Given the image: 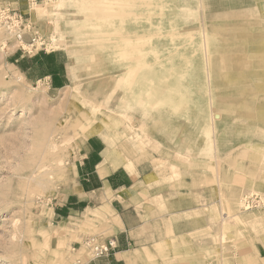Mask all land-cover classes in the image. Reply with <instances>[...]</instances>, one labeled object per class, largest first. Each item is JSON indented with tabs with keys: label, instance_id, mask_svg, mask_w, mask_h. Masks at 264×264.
Segmentation results:
<instances>
[{
	"label": "rangeland",
	"instance_id": "374dc122",
	"mask_svg": "<svg viewBox=\"0 0 264 264\" xmlns=\"http://www.w3.org/2000/svg\"><path fill=\"white\" fill-rule=\"evenodd\" d=\"M119 1L0 0V8L10 7L30 21L39 38L30 52L28 32L20 41L0 27V264H90L97 260L88 241L115 234L116 217L106 203L98 207L96 198L90 207H86L88 200L77 201L88 196L82 193L87 186L81 168L87 157L92 163L101 161L99 149L105 147L104 134L111 135L119 127L128 130V141L136 142V133L142 135L143 131L150 140L144 152L134 145L129 153L134 164L120 169L140 174L142 183L133 190L143 202L136 204L141 203L145 211L152 209L151 216L144 218L175 209L171 204L162 205L165 187L172 191L182 188L193 201L190 210L176 217L171 214L166 221L170 238L165 240L170 245L160 237L148 241L149 247L138 242L125 255L132 258L131 264H264V124L249 115L257 101L264 99V0H243L244 5L238 1L241 6L236 7H228L234 0H152L157 5L152 14H180L177 18L183 27L173 33L206 30L214 48L211 56L239 57L243 62L236 71H220L211 89L207 79L197 83L196 78H201L197 76L201 60L198 42L183 45L184 53H171L174 61L166 66L155 63L156 56L166 59L160 44L140 48L126 44L119 48ZM221 3L227 6L219 9ZM225 16L231 22L221 20ZM109 18H114L111 23ZM164 33L151 31L145 35L156 38ZM137 36L143 37H125ZM230 39L238 43L237 47L228 45ZM86 52L94 54L85 58ZM130 58L137 80L142 60L154 65L148 76L157 72L171 76L187 67L196 68V72L192 69L185 73L190 79L187 83L173 79L167 83L177 88L185 84L191 92L186 95L177 90L176 99L164 101L152 80L140 83L138 94L132 98L124 95L126 89L113 91V95L110 91L107 105L110 109L114 107L111 103L121 108L126 105L124 117L117 114L125 122L119 126L113 117L105 120L91 95L122 85L110 74L128 65L120 61ZM90 62L96 64L89 70ZM97 66L99 69L93 70ZM92 71L98 80L110 76L113 83H100L102 86L90 93V82L83 84L82 80ZM202 75L206 78V70ZM233 77L237 83L230 82ZM200 89L203 94L198 93ZM148 93L151 97L145 96ZM174 104L186 112L181 128L171 130L168 137L154 127L153 133L148 131V118L155 116L158 122L161 116L170 115L169 106ZM207 108L218 112L217 123L223 122L218 128L223 136L221 144L216 141V127L205 124L200 109ZM128 123L134 125L131 131ZM200 138L210 144L201 140L202 150L194 152ZM210 146L211 152L204 151ZM200 158L207 162H197ZM179 178L187 183L174 182ZM198 187L206 188L210 197L200 202ZM181 221L191 228L196 226L195 231L183 234L184 246L173 231L174 223ZM151 229L147 222L141 232L147 234Z\"/></svg>",
	"mask_w": 264,
	"mask_h": 264
},
{
	"label": "bare ground",
	"instance_id": "6f19581e",
	"mask_svg": "<svg viewBox=\"0 0 264 264\" xmlns=\"http://www.w3.org/2000/svg\"><path fill=\"white\" fill-rule=\"evenodd\" d=\"M129 1H133V2H125V1L120 0L118 4L119 6H117L119 8V10L116 13L117 14L116 15L117 30L120 32L118 33V36H117V41H119L118 43L119 48H124V45L126 44L127 46L132 45L134 47H139V48L140 47H152L157 44H160L161 45L160 47L162 49L161 50L162 56H165L166 59L158 60L160 56H156L155 63L156 64L159 63L162 66H166L170 63H173L174 61V59L171 56V53L177 52L179 50H180L179 52H183L182 50L184 49L183 45L189 46L193 43L198 42L197 50L198 52H201V60H200V67L198 69L197 76L201 78H196L197 83L202 84V82H204L207 79L210 89H211V84L213 83V80L215 78L218 79V75L222 74V70L225 69V70L232 72V71H236L240 69L241 68L240 64L243 65V62L239 59V57L224 56L221 58V57L216 56V54L211 56L210 52L214 50V48L211 46L212 43L210 39H208V36L206 35V30H204L203 32L199 30L198 33H194L188 30L182 31L181 29L180 32L173 33V31H176L179 27L181 28L183 27V25L179 21L180 18H177V16L180 15L177 12H174V14H172L171 16L165 15V14L155 15V14H152L151 12L155 11L154 8L157 7V5H154L153 4L154 2H152V0H129ZM238 1H241L240 2L241 5L245 4L243 0H234V3L232 5L229 4L228 7L241 6L237 4ZM193 3H195V1ZM198 3L199 2L197 1L196 4ZM203 6H204L205 12L208 13L209 9L207 7V4L205 3L203 4ZM223 6H227V5H224L223 3H221L219 9L224 8ZM219 9L217 10V12L219 11ZM237 9L241 10L240 8H235V10ZM193 11L190 10L189 13L191 14L193 13ZM160 13H164V10L161 11ZM216 13H214L215 16H216ZM156 16H157V19H155ZM112 19L114 18H109L107 21L111 23L113 21ZM221 20H226L228 22H231L229 16L222 17ZM151 31H164L165 33L157 36L156 38L153 36L145 35ZM133 34L142 35L143 37L137 36L138 38H132V39L125 37V36H131ZM231 40L232 39L228 40L231 42L228 45L237 47L238 43L237 44L233 43ZM74 45H76V43H74ZM236 47L232 49H236ZM93 54H94L93 52H86L83 54V56H86L85 58H88V56H91ZM131 62H133L131 58L129 60H121L120 61L121 65H124V64H128V65L118 70H115L114 73L110 74V75H113L112 76L113 78L118 77L120 81L122 82L120 83L122 85L116 86L117 88H115L114 90H111L109 87H106L107 89H101V90H104L103 92H96L95 96L91 95L93 97L92 100L98 104V107L101 110V115L105 117L104 118L105 120L110 117H113L114 119L119 121V126L120 124L122 125V123L125 122V119L124 118L121 119L120 117L123 116V109L126 107V105H122V108H121L120 106H116L115 104L111 103L112 106H114L112 109H110V107H108L107 105L108 104L106 101L107 94L110 91H112V95H113V91L120 92L122 89L124 90L126 89V93H124V95L128 98H132L133 96L138 94L140 83L145 82V80H152L153 83H157L155 85L158 86L157 87L158 94L160 95L161 100H164V101H170L172 99H176L177 90L180 93H184L186 95H188V93L191 92L188 90V87H186L185 84L177 88V86H174V84L169 85L167 83H170L172 79L176 80L177 83H187V81H190V79L189 78L187 79V75L185 73L187 74L191 73L192 69H194V72H196V68L187 67L186 71L181 72L179 74L177 73L171 76L159 75L158 72L157 74H152L151 76H148L147 73H149V70L154 71L153 69H151L154 67V65L152 63H149V61L145 62V60H142L141 66L139 67V70L141 71L140 76H139V79H140L139 81V79L137 80L138 74L135 73L134 65H131L130 64ZM94 64H96V62L95 63L90 62L89 70L92 69ZM167 68L171 70L170 67H167ZM167 68H165V70H167ZM98 69H99V66H97L93 70H98ZM205 70H206V78L202 75L203 71ZM220 71H221V74H218ZM97 77L98 75H95L92 71V73L89 76L84 77V79L82 80L83 84L90 82V83H87L89 85L88 87L90 88V90H88L90 93H93L91 89L95 90L101 87L102 85L100 83H104V85H106L107 83L108 84L113 83V80L112 78H110V76H107L105 77V79H101V80H98ZM237 81L238 79H235L234 77L230 79L231 83H237ZM198 93L203 94V90L201 91L200 89ZM145 96L151 97V94L148 93ZM256 97H259V95ZM208 98L211 99V97H208ZM103 101H104V104L102 103ZM231 101H234V100H231ZM169 108L171 110L170 115L161 116L158 122L153 119L155 116L148 118V125L146 127L148 131L150 130L153 133L152 127H154V129L159 130L158 132H160L162 136L168 137L169 134L171 133V130L173 129L179 130L181 128V126L185 123V120H186L185 110H183L179 104L178 106L175 104L171 105L169 106ZM230 110L234 111V109H230ZM200 111L203 112V115L205 116V120H206L205 124L207 125V127H213V128L216 127V130L219 134V137L216 139V141L221 144V141L223 140V136L221 135L222 133L221 129L218 130V128H221V125H223V122L218 121L217 123V121L215 120L219 118V116L217 115L218 112H214L212 108L210 109L207 108V111H205L204 109H200ZM249 113H250L249 115H254V118L257 120V122L264 124V99L258 100L255 111L249 112ZM117 114H119L120 117H118ZM95 115H98V114H95ZM95 120H97V118ZM133 126L134 125L130 124V127L129 126L127 127H129L131 131L133 129ZM189 126H192V124H190ZM109 127L114 129L113 126L110 124H109ZM114 130L115 131H113V134L111 135L104 134L103 136V138L106 141L107 146L102 152L103 159L98 165V172L102 176H106L120 167H124V166L126 167V165L133 163L132 159L130 158L129 153L133 151L132 149L134 145H137L138 150H141L143 152L147 150L146 149L147 147H149L148 143H150V140L149 138L147 139V136H146L147 134L145 133V131H143V133L140 132L142 135H140L139 133H136L137 136H139V138H137L135 140L136 142L133 143L132 141H128V137H131V136L128 134V130L126 128L123 131L122 129H120V127L119 129H114ZM91 134L93 133L91 132ZM136 134H133V135H136ZM201 140H202V143L210 144V141L200 138V140L196 141L194 144V152L202 150L199 147V143ZM211 148L212 147L210 146L209 149H205L204 151L211 152ZM43 186L45 185L43 184ZM108 195L111 196L112 193L108 192ZM116 223L121 225V220H119L118 216H116ZM262 258H264V256H262ZM126 259H127L128 264H131L132 258L127 256ZM82 261H85V260H82Z\"/></svg>",
	"mask_w": 264,
	"mask_h": 264
},
{
	"label": "crops",
	"instance_id": "0c3cea01",
	"mask_svg": "<svg viewBox=\"0 0 264 264\" xmlns=\"http://www.w3.org/2000/svg\"><path fill=\"white\" fill-rule=\"evenodd\" d=\"M105 148L106 144L104 148L99 149V154L101 156ZM87 158L88 159L85 161L86 165L81 168V171H84L85 173L82 178L84 180V184L87 186V190L83 188L84 190L82 193L84 192L88 196L83 199L78 198L77 201L88 200V205L86 207H90V202H92V199L96 198L98 199V207L102 208L106 203V205L111 208L114 217L118 216L119 220H121V225L116 224L117 226L115 228V234L111 235L117 237L119 243L118 249L110 256L105 258H97L96 261L90 262V264H128L126 259L127 257L125 255L127 252L132 251L138 242H141L149 247L146 243H148V241L151 239L157 240L158 237H160L161 241H165V243L168 245L169 243L166 242L165 239H167V237L170 238V235L167 236L166 221L168 220L169 222V220L172 218L170 216L171 214L174 215L173 217H176L193 207L191 206L193 203V201L191 202V197H187L189 194L182 188L181 191L180 188L172 191L169 190L170 188L166 189L165 187V190H163L161 194L163 202L162 205L169 207L171 204L175 207V209L161 213V215H156L154 217L145 219V215L151 216L152 209L145 211L143 208H141L140 204L143 202V197L141 198L140 195L133 190L136 188L137 184L142 183L140 174H133L131 171L125 168L123 174V172L120 170L123 167H120L108 175L102 176L98 172V165L103 158L101 161L97 160L93 163L91 162L90 157ZM200 159L201 160L197 162H203L204 164L207 162V159ZM119 176H121V178H119ZM199 178H201V176ZM196 180H198V177H196ZM155 181L158 182L159 180ZM174 182L181 184L187 183V181L181 180L180 178L178 180L174 179ZM209 190L212 191L211 189ZM107 191L111 192L113 195H111L113 198L110 200V202L109 198L111 197L108 195ZM197 194L200 196V202L203 199L205 200L210 197V193L206 190V188L203 187L197 188L196 195ZM121 199H123V201H121ZM138 201L141 203L137 205L136 202ZM124 202H126L127 205ZM158 218H161V220ZM147 222L152 229L149 230L147 234H142L141 229L143 226H146ZM193 225L194 227L191 228V225H187L185 221L178 222L177 224L174 223L173 231L177 233L175 235L178 236L179 244H181V246H184L182 244V240H184L183 234L188 231H195L196 226L195 224ZM168 231H170L169 228ZM140 263V261L137 262V264Z\"/></svg>",
	"mask_w": 264,
	"mask_h": 264
},
{
	"label": "built area",
	"instance_id": "2783aa9c",
	"mask_svg": "<svg viewBox=\"0 0 264 264\" xmlns=\"http://www.w3.org/2000/svg\"><path fill=\"white\" fill-rule=\"evenodd\" d=\"M0 27L13 33L17 39L23 41L25 34L28 32L30 35V41L27 44L28 50L31 52L38 45V35L33 33L32 23L25 20L22 15L16 12H12L10 7L0 8ZM32 31V32H31ZM88 244L91 247L92 255L94 258L108 257L115 252L118 247V239L116 236H110L104 239H98L92 237Z\"/></svg>",
	"mask_w": 264,
	"mask_h": 264
}]
</instances>
